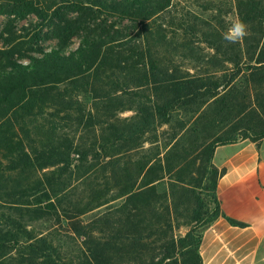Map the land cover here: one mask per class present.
<instances>
[{"label":"trees","instance_id":"1","mask_svg":"<svg viewBox=\"0 0 264 264\" xmlns=\"http://www.w3.org/2000/svg\"><path fill=\"white\" fill-rule=\"evenodd\" d=\"M9 1L13 3L14 13L21 17L28 14L40 17L43 13L44 5L39 0ZM86 3L96 6L105 15L131 22L136 35L133 45L128 35L121 31L105 32L97 37L85 32L79 38L78 46L68 53L63 49L64 42L59 40L48 50L39 49L38 55L28 57L27 63L12 57L6 59L0 69V189L1 185L22 183L29 186L28 189L32 186L33 194L42 183L40 177L44 169L71 165L72 146L67 145L62 150L67 140L58 136L56 125L65 120L63 115L72 108V93L94 100L112 98L108 89L113 84H109L106 72L121 73L124 69L120 68L129 67L123 60L133 57L143 62V66L144 63L148 66L149 70L142 72L139 81L145 82L152 93L151 101L143 98L144 101H138L136 105L139 112L146 114L135 123L138 130L144 129L150 120L155 126L168 125L167 117L175 111L189 113V121L177 123L179 129L167 138L166 148L169 152L175 151V155L167 158V152L168 156L162 157L159 165L161 171H177V189L170 192L169 198L166 194L154 198L151 191L157 188L156 184L150 189L139 187L137 190L132 184L121 195L123 201L117 221L114 224L104 221L101 224L103 228L99 229L98 244L79 250L74 256L76 262L69 260L68 250L55 247L54 243L59 242L55 237L54 242L43 237L38 244L29 243L26 261L28 264H202L199 249L203 232L215 220L224 218L231 226L245 227L243 223L223 215L216 186L225 169H217L211 161L217 146L248 141L259 149L264 139V42L252 48L250 56L249 53L247 55L249 61L242 75V89L246 94L230 91L228 99L233 97L235 104L229 109L224 105V111L215 117V125L220 123L218 135L190 138L186 144L185 132L192 129L194 135L201 134L204 107L210 100H215L217 89L222 85L231 90L234 79L229 78L222 83L212 76L202 78L189 73L180 74L177 69L169 73L164 67L157 68L161 62L160 59L154 61L150 45L163 40L165 34L154 23L169 7L170 0H87ZM244 20L256 21L261 26L258 33L264 38L263 0H247ZM247 30L248 34L256 32L254 28ZM144 43L147 50L133 54L135 49L132 48ZM122 54L128 58L120 59ZM172 62V59L168 60V64ZM239 74L238 71L236 76ZM53 90H60V93ZM45 107L54 110L48 118L41 115ZM190 121L191 124L188 123ZM105 142H115L114 146H120V129ZM119 164V159L110 162L114 179H120ZM125 174L129 181L132 173L125 170ZM195 188L198 190L194 191ZM178 207L182 209L181 216L176 210ZM62 218L69 222L74 219L67 214ZM9 224L7 231L11 234L15 224ZM70 225L73 228L71 237L88 234L75 224ZM182 225L189 226L184 235L179 234ZM26 235L28 242L29 232Z\"/></svg>","mask_w":264,"mask_h":264},{"label":"rangeland","instance_id":"2","mask_svg":"<svg viewBox=\"0 0 264 264\" xmlns=\"http://www.w3.org/2000/svg\"><path fill=\"white\" fill-rule=\"evenodd\" d=\"M39 1L44 5L40 17L33 14L21 17L14 13L11 1H1L0 69L9 57L27 63L28 57L38 55L39 49L48 50L56 46L59 40L64 42L63 49L68 53L78 46L79 38L85 32L97 37L105 32L121 31L128 35L133 45L136 35L131 22L105 15L96 6L86 3L87 0ZM246 3L247 0H170L169 7L155 20L154 26L163 29L165 34L163 40L151 42L150 45L154 61L160 59L161 62L157 68L164 67L169 73L177 69L180 74L189 73L202 78L212 76L222 83L229 78L234 79L231 90L222 85L217 89L215 100H210L204 107L201 134L194 135L192 129L185 132L186 144L190 138L218 135L220 123L217 129L215 117L218 118L217 114L224 111V105L229 109L235 104L233 97L228 99L230 91L245 93L242 75L249 61L247 55L249 53L250 56L252 48L264 42L258 33L261 26L256 21L244 20ZM235 20L243 21L256 32L238 42H229L224 37ZM147 48L145 43L132 48L135 49L133 54L139 51L144 53ZM126 58V54L120 56V59ZM169 59H172V64H168ZM123 61L129 67L120 68L124 69L121 73L106 72L109 84H113L108 89L112 98L94 100L72 93V108L63 115L65 120L56 125L58 136L61 140H67L63 148L58 147L63 150L67 145L72 146L71 165L44 169L40 177L42 183L33 194L31 190L34 188L30 186L28 189L29 186L22 183L1 185L0 264H28L26 256L30 249L27 245L38 244L43 237L53 242L54 237L59 240L54 243L55 247L68 250L69 260L76 262L74 256L79 250L98 244L99 229L103 228L101 224L104 221L110 224L117 221L123 201L121 195L130 189V185L133 184L137 190L139 187L150 189L156 184L157 188L151 191L154 198L161 194L169 198L171 191L176 192L177 171H161L159 165L163 158L175 155V151L169 152V148H166L167 138L179 129L177 123L189 121V113L175 111L167 117L170 121L168 125L155 126L150 120L139 131L135 123L146 114L139 112L136 105L138 101L143 102V98L152 100L151 88L139 79L142 72H147L149 68L145 63L143 66L137 57ZM238 71L240 74L236 76ZM128 78L132 80L128 81ZM53 91L60 93V90ZM103 107L107 110H102ZM50 113H54V110L45 107L41 115L48 118ZM119 129L120 146H114L115 142L106 143ZM117 159L120 160V179L112 178L110 170V162ZM125 170L132 173L129 181ZM139 173L141 175L137 177ZM156 179L160 181L156 182ZM179 208L176 210L181 216L183 213ZM66 214L74 219L70 222L63 219L62 216ZM9 222L15 224L11 234L7 231ZM178 222L182 223V220ZM70 223L88 234L85 237H71L73 228ZM188 228L182 225L179 234L184 235ZM27 232L30 235L28 242Z\"/></svg>","mask_w":264,"mask_h":264},{"label":"crops","instance_id":"3","mask_svg":"<svg viewBox=\"0 0 264 264\" xmlns=\"http://www.w3.org/2000/svg\"><path fill=\"white\" fill-rule=\"evenodd\" d=\"M212 165L225 169L216 196L223 215L204 230L202 264H264V139L259 149L248 141L217 146Z\"/></svg>","mask_w":264,"mask_h":264},{"label":"clouds","instance_id":"4","mask_svg":"<svg viewBox=\"0 0 264 264\" xmlns=\"http://www.w3.org/2000/svg\"><path fill=\"white\" fill-rule=\"evenodd\" d=\"M247 29L248 26L243 21L235 20L224 38L229 42H238L248 35Z\"/></svg>","mask_w":264,"mask_h":264}]
</instances>
